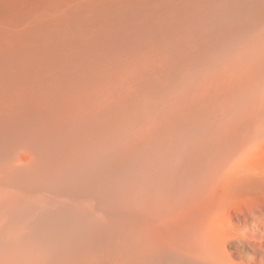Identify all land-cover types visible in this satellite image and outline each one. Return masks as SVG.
Wrapping results in <instances>:
<instances>
[{"label": "bare ground", "instance_id": "obj_1", "mask_svg": "<svg viewBox=\"0 0 264 264\" xmlns=\"http://www.w3.org/2000/svg\"><path fill=\"white\" fill-rule=\"evenodd\" d=\"M130 251L264 264V0H0V264Z\"/></svg>", "mask_w": 264, "mask_h": 264}, {"label": "rangeland", "instance_id": "obj_2", "mask_svg": "<svg viewBox=\"0 0 264 264\" xmlns=\"http://www.w3.org/2000/svg\"><path fill=\"white\" fill-rule=\"evenodd\" d=\"M138 253L136 251H130V261L129 264H199L194 261H188L186 259H170L165 255H154V256H147L144 259L138 258ZM152 259V260H151ZM127 261V262H128Z\"/></svg>", "mask_w": 264, "mask_h": 264}]
</instances>
